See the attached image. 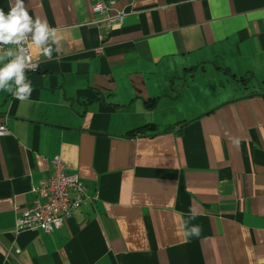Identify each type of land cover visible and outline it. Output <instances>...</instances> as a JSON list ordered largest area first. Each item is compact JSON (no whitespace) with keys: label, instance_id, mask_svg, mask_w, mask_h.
<instances>
[{"label":"crops","instance_id":"0c3cea01","mask_svg":"<svg viewBox=\"0 0 264 264\" xmlns=\"http://www.w3.org/2000/svg\"><path fill=\"white\" fill-rule=\"evenodd\" d=\"M25 3L60 45L31 48L28 100L0 92V264H264V0H116L108 28ZM54 156L89 199L16 231Z\"/></svg>","mask_w":264,"mask_h":264},{"label":"built area","instance_id":"2783aa9c","mask_svg":"<svg viewBox=\"0 0 264 264\" xmlns=\"http://www.w3.org/2000/svg\"><path fill=\"white\" fill-rule=\"evenodd\" d=\"M115 3L116 0H90L91 11L96 15L94 24L98 28H108L122 20L124 13L115 7ZM99 39L102 42V35H99ZM94 51L99 53L101 46ZM38 67L39 62L30 50V67L26 73L35 72ZM7 132L6 124L0 123V135ZM31 192V204L17 217L16 231L41 230L51 233L60 228L89 199L80 177L69 172L59 156L51 159L49 174L33 186ZM18 252L15 250V253Z\"/></svg>","mask_w":264,"mask_h":264},{"label":"clouds","instance_id":"9594fccd","mask_svg":"<svg viewBox=\"0 0 264 264\" xmlns=\"http://www.w3.org/2000/svg\"><path fill=\"white\" fill-rule=\"evenodd\" d=\"M60 45L56 28L46 19L30 14L25 0H10L7 10L0 8V92H8L26 101L33 91L26 76L30 67V50L37 47L47 59ZM201 228L193 225L186 232L199 237Z\"/></svg>","mask_w":264,"mask_h":264},{"label":"trees","instance_id":"16d2710c","mask_svg":"<svg viewBox=\"0 0 264 264\" xmlns=\"http://www.w3.org/2000/svg\"><path fill=\"white\" fill-rule=\"evenodd\" d=\"M144 132V127L142 128H139L138 130H134L132 131V134L133 135H137V134H140V133H143Z\"/></svg>","mask_w":264,"mask_h":264}]
</instances>
